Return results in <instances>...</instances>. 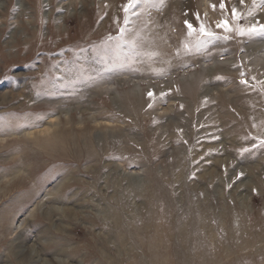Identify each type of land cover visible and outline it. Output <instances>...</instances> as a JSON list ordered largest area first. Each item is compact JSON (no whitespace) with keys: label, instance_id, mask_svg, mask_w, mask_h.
Returning <instances> with one entry per match:
<instances>
[{"label":"rangeland","instance_id":"1","mask_svg":"<svg viewBox=\"0 0 264 264\" xmlns=\"http://www.w3.org/2000/svg\"><path fill=\"white\" fill-rule=\"evenodd\" d=\"M126 3L0 0V264H264V36L216 29L220 0L142 3L158 55L118 67ZM197 12L231 38L186 52Z\"/></svg>","mask_w":264,"mask_h":264},{"label":"snow or ice","instance_id":"2","mask_svg":"<svg viewBox=\"0 0 264 264\" xmlns=\"http://www.w3.org/2000/svg\"><path fill=\"white\" fill-rule=\"evenodd\" d=\"M148 2L158 3L159 5L163 6L165 0H127V3L122 5L124 12L123 26L119 25L118 19L114 20V23H117L118 25V33L115 36L110 34L101 46L106 62H110L118 67H131L134 64L144 62L145 58L151 60L158 55V53L155 52L141 51V46L139 43L141 37L139 33L129 37V33L133 31L128 27L130 23V14L138 15L139 13L134 10L138 7V5ZM239 3L244 5L245 0H239ZM252 5L253 9L259 7L261 10H264V0H252ZM211 8L213 11H216L217 5L212 4ZM219 10L222 13V19L216 22V29H219L226 34L235 33L236 35L242 37H254L257 35L264 36V23H261L259 20L247 26L240 23L241 20H247L248 17L254 15V11L252 9H249L245 14L233 6L229 13L226 0H220ZM185 15H187V12ZM194 15L197 22L196 25H194L188 19H185L183 22L187 30L186 40L183 45L186 52H191L193 47H195L197 51H200L203 50L205 46L211 44L214 40H228L231 38L229 35L219 36L217 32L210 30L209 26L205 23V20L201 19L199 12L195 13ZM229 16L231 19H229ZM205 17H207V13H205ZM191 40H194V45L190 43ZM109 52L112 53L111 58L108 57ZM241 75L243 76L244 73L242 72ZM252 80H255V77H252ZM240 83L244 84L245 86H249V81L246 79H242ZM167 94L168 93L161 92L159 93V96L163 98ZM147 97L150 101H154L156 93L150 90L147 93ZM148 107H152L151 102L149 103ZM181 107L183 106L181 105ZM253 139L259 141V144L253 145V147H264V139L259 137H253ZM242 151H249V149H243Z\"/></svg>","mask_w":264,"mask_h":264},{"label":"bare ground","instance_id":"3","mask_svg":"<svg viewBox=\"0 0 264 264\" xmlns=\"http://www.w3.org/2000/svg\"><path fill=\"white\" fill-rule=\"evenodd\" d=\"M257 46H260V47H262V49L261 50H263L262 51V53L264 54V43H262V44H259V45H257ZM260 50V49H259ZM260 55V54H259ZM263 60H264V55H263ZM264 63V62H263ZM264 66V65H263ZM105 134H106V132H105Z\"/></svg>","mask_w":264,"mask_h":264}]
</instances>
